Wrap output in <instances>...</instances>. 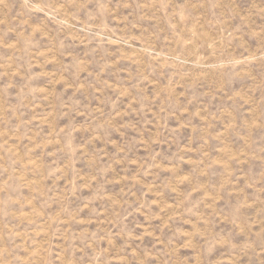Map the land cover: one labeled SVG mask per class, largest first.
I'll use <instances>...</instances> for the list:
<instances>
[{
  "label": "rangeland",
  "instance_id": "obj_1",
  "mask_svg": "<svg viewBox=\"0 0 264 264\" xmlns=\"http://www.w3.org/2000/svg\"><path fill=\"white\" fill-rule=\"evenodd\" d=\"M0 264H264V0H0Z\"/></svg>",
  "mask_w": 264,
  "mask_h": 264
}]
</instances>
